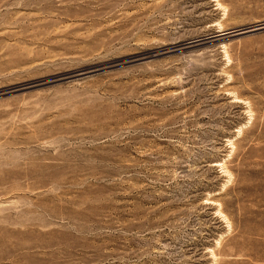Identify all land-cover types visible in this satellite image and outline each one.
<instances>
[{
    "label": "rangeland",
    "instance_id": "obj_1",
    "mask_svg": "<svg viewBox=\"0 0 264 264\" xmlns=\"http://www.w3.org/2000/svg\"><path fill=\"white\" fill-rule=\"evenodd\" d=\"M264 0H0V264H264Z\"/></svg>",
    "mask_w": 264,
    "mask_h": 264
},
{
    "label": "water",
    "instance_id": "obj_2",
    "mask_svg": "<svg viewBox=\"0 0 264 264\" xmlns=\"http://www.w3.org/2000/svg\"><path fill=\"white\" fill-rule=\"evenodd\" d=\"M264 31V24H260L257 26H253V27H243V28H236V29H231V30H223V31H218L215 34H210L206 37L203 38H197V39H193L190 40L176 48H166L164 50H161L157 53L151 54V53H147L144 55H139L136 57H132V58H128L125 60H120V61H116L113 63H108V64H104V65H100V66H95V67H90L87 69H83L77 72H73V73H69V74H65L63 76H58L52 79H46L40 82H36V83H32L33 87H38V86H43L46 85L48 83L51 82H56L60 79H72V78H79L81 76H86V75H91V74H95L98 73L99 71L108 69V68H113L117 65L120 64H124V63H130V62H136V61H140L146 58H151L154 57L160 53H165V52H173L175 50H185L188 48H195L201 45H212L215 43H219L220 41H229L231 39L240 37V36H245V35H249V34H253V33H257V32H261Z\"/></svg>",
    "mask_w": 264,
    "mask_h": 264
}]
</instances>
